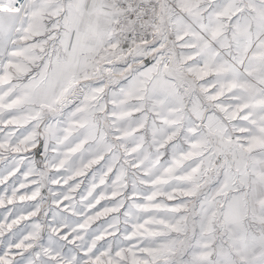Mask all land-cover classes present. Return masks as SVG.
Instances as JSON below:
<instances>
[{
	"label": "snow or ice",
	"instance_id": "snow-or-ice-1",
	"mask_svg": "<svg viewBox=\"0 0 264 264\" xmlns=\"http://www.w3.org/2000/svg\"><path fill=\"white\" fill-rule=\"evenodd\" d=\"M0 264H264V0H0Z\"/></svg>",
	"mask_w": 264,
	"mask_h": 264
}]
</instances>
